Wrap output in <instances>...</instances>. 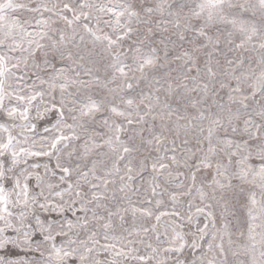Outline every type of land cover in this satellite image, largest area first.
Returning a JSON list of instances; mask_svg holds the SVG:
<instances>
[{
	"label": "snow or ice",
	"instance_id": "snow-or-ice-1",
	"mask_svg": "<svg viewBox=\"0 0 264 264\" xmlns=\"http://www.w3.org/2000/svg\"><path fill=\"white\" fill-rule=\"evenodd\" d=\"M0 264H264V0H0Z\"/></svg>",
	"mask_w": 264,
	"mask_h": 264
}]
</instances>
